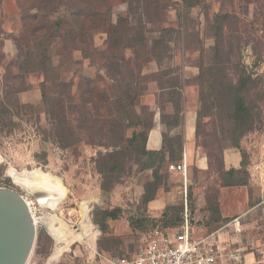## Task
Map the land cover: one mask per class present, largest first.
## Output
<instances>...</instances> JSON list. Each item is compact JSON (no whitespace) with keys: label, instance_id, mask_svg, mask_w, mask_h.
Instances as JSON below:
<instances>
[{"label":"rangeland","instance_id":"374dc122","mask_svg":"<svg viewBox=\"0 0 264 264\" xmlns=\"http://www.w3.org/2000/svg\"><path fill=\"white\" fill-rule=\"evenodd\" d=\"M37 1L0 0V54H3L0 59V97L3 66L9 62L18 63L26 50L27 40L21 33L22 12ZM108 2L111 20L116 23L126 15L127 4L123 0ZM204 6L184 11L181 4L175 1L168 7L164 24L175 30L170 42L172 59L169 63L174 69L173 75L180 77L184 83V109L185 104L195 111L200 106L205 115L197 126L195 146L206 156L208 167L204 170L188 168V178L193 183L192 198L187 199V214L193 236L205 238L209 245L220 247L224 258L240 253L244 264H264V96L257 100L258 95H253L260 107L261 120L239 140L238 149L247 169L239 177L247 184L222 186L221 171L228 167L226 156L230 164L234 163L237 152L227 153L225 148L231 143L228 133L231 126L227 120V108L222 104L224 95H204L202 105L198 101L196 63L201 52L213 44L207 19L220 11V2L206 0ZM226 9L233 16L224 27L226 40L232 38L238 47L237 59L246 65L253 77L260 78L264 90V0H231ZM48 16L54 21L59 16L69 17V11L66 6H59L52 9ZM105 40L106 33L102 30L94 35V44L99 49L105 48ZM132 53V49L125 51L127 58ZM71 58L61 60L53 56L52 60L54 72L59 74L60 79L73 81L74 102L79 101L82 93L77 87L81 76L96 78L100 86L117 93V82L106 73L101 62L91 64L88 60H80L79 53L74 52ZM156 69L157 65L152 61L143 73ZM40 78V75L30 77L27 89L18 95L22 103L40 104ZM157 93L156 82H148L142 86L138 99L140 104L155 112L154 126L160 121L161 111H169V104L161 105ZM11 103V98L4 103L5 110ZM67 113L76 124L79 114L69 110ZM49 125V118L35 110L23 117L12 133H0L1 187L14 189L29 200L36 201L26 187L13 180L10 172L39 171L55 176L64 188L63 197L54 207L40 206L36 201L40 216L45 215L46 220L57 218L53 226L47 224L56 241L38 223L35 243L25 264H97V253L114 257L132 251L142 235L155 226L147 222L136 226L138 220L159 219L162 211L171 206L182 205L184 214L183 176L169 171L167 167L170 162L177 163L180 159L167 160L160 168L163 175L160 187L153 201L144 204L141 195L144 184L152 179L151 170L139 171L137 165L129 161L119 181L104 190L101 188L103 178L96 169L94 159L106 149L85 142L62 148L50 135ZM196 125L195 119V128ZM144 130L142 126L134 128L137 133ZM176 132L181 130H170V133ZM115 209L117 218L105 216V212ZM236 217H240L239 229L234 226ZM52 227L62 232L60 238Z\"/></svg>","mask_w":264,"mask_h":264},{"label":"trees","instance_id":"16d2710c","mask_svg":"<svg viewBox=\"0 0 264 264\" xmlns=\"http://www.w3.org/2000/svg\"><path fill=\"white\" fill-rule=\"evenodd\" d=\"M123 1L127 4L126 15L116 23L111 20L108 0H39L23 10L21 33L27 40L26 50L18 63L9 62L3 66L0 133H12L23 117L35 110L41 111L49 118L50 135L60 147L85 142L106 149L94 159L96 169L103 178L102 189L108 190L119 181L129 161L136 164L139 171L151 170L152 179L144 184L141 195L142 203L148 204L160 187L163 178L160 168L167 160L182 158L184 143L182 130L170 133L171 129L183 127L185 97L184 83L180 77L173 75L174 69L169 63L172 59L170 42L175 30L164 26L167 10L175 1L188 11L205 7L206 0ZM217 1L220 2V11L207 19L213 44L201 52L196 63L198 101L202 105L204 95H224L222 104L227 108V120L231 126L228 131L231 143L225 148H234L239 152L240 138L261 120L260 107L252 97L258 95L257 100H261L264 90L260 78L253 77L246 65L237 59L238 47L232 38L226 40L224 35V27L233 17L226 9L231 0ZM59 6L67 7L69 17L59 16L54 21L50 20L49 12ZM101 30L106 33V40L105 48L99 49L94 44V35ZM127 49L133 51L130 58L125 55ZM73 52L79 53L80 60H88L91 64L101 62L106 73L117 82V93L100 86L96 78L81 76L77 87L82 93L79 101L74 102L73 81L61 80L54 72L52 60L53 56L61 60L72 59ZM2 58L3 54H0ZM152 61L157 69L143 73ZM34 75L41 76L40 104L22 103L18 95L27 89L29 79ZM152 81L158 86L159 103L163 106L169 104V111H161L160 114V122L165 129L159 150L146 147L148 132L154 127L155 112L138 100L142 86ZM10 98L12 103L5 110L4 103ZM68 110L79 114L76 124L68 115ZM204 116L199 106L195 137L197 126ZM138 126L145 130L137 133L134 128ZM129 130H132L131 133H128ZM246 170L241 158L238 168L221 171L222 186L246 185L247 181L239 177ZM191 191L189 187L187 199L192 198ZM182 211V205L167 207L159 219H141L136 226L147 222L170 228L181 221ZM104 214L112 219L118 217L116 209Z\"/></svg>","mask_w":264,"mask_h":264},{"label":"built area","instance_id":"2783aa9c","mask_svg":"<svg viewBox=\"0 0 264 264\" xmlns=\"http://www.w3.org/2000/svg\"><path fill=\"white\" fill-rule=\"evenodd\" d=\"M167 167L169 171L183 176L185 209L181 221L170 228L152 227L142 235L137 247L125 254L107 257L97 253V264H244L238 254L224 258L220 247L209 245L205 238L197 239L193 236L187 214L189 179L185 155L177 163L170 162ZM26 203L31 215L38 216L41 213L36 201ZM239 225V217H236L234 226L239 229Z\"/></svg>","mask_w":264,"mask_h":264},{"label":"water","instance_id":"95a60500","mask_svg":"<svg viewBox=\"0 0 264 264\" xmlns=\"http://www.w3.org/2000/svg\"><path fill=\"white\" fill-rule=\"evenodd\" d=\"M28 184V183H27ZM23 184L40 206L48 195L41 186ZM61 194L55 195L60 199ZM62 197V196H61ZM34 222L23 196L16 190L0 186V264H25L37 235V224L51 234L45 215Z\"/></svg>","mask_w":264,"mask_h":264},{"label":"crops","instance_id":"0c3cea01","mask_svg":"<svg viewBox=\"0 0 264 264\" xmlns=\"http://www.w3.org/2000/svg\"><path fill=\"white\" fill-rule=\"evenodd\" d=\"M184 115V124L183 127H176L174 129H180L183 131V137H184V143H183V155L186 157V162L189 167H194L197 170H204L208 167V160L206 156L200 153V151L195 146V119H196V111L193 110L190 105L186 107L183 111ZM164 124L159 121L157 125H155L149 132L147 136V143L146 147L150 150H159L162 146V134L164 132ZM237 152L235 155L237 156V159L233 163L228 162V157L226 156L225 162H227L228 167L225 169H229L231 167L238 168L240 166V155L239 152L234 149H228L227 153H234ZM182 159V158H181ZM180 159V160H181ZM179 160V161H180ZM189 179V185L188 188L191 187L193 181L191 178ZM151 200L149 204L152 202ZM240 220V217H239ZM240 257L241 261L244 262L243 257L240 255V253H237ZM245 257V256H244Z\"/></svg>","mask_w":264,"mask_h":264},{"label":"bare ground","instance_id":"6f19581e","mask_svg":"<svg viewBox=\"0 0 264 264\" xmlns=\"http://www.w3.org/2000/svg\"><path fill=\"white\" fill-rule=\"evenodd\" d=\"M11 177L16 183L27 184V185H35L44 187L47 190L48 195L45 198V201L42 202V205L45 207H54L57 201H59L63 197L64 188L61 185L62 183L53 175L48 173H43L39 171H25V172H10ZM24 186V185H23ZM61 194L60 199L55 197L57 194ZM26 199V198H25ZM28 203H30L29 199H26ZM34 218V222L37 223L40 215L32 214ZM48 219V218H47ZM57 220V218L53 217L47 220V223L50 224V227L53 226V221ZM53 232H55L56 236L60 238L62 236V232L58 228H53ZM51 231V230H50ZM57 250V249H56ZM55 253V251H54Z\"/></svg>","mask_w":264,"mask_h":264}]
</instances>
